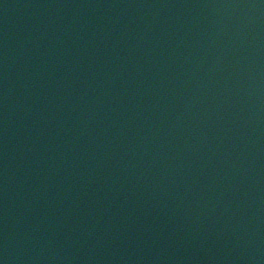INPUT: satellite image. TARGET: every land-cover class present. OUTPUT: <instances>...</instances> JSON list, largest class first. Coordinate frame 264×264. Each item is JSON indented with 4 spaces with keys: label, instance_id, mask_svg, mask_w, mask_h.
I'll use <instances>...</instances> for the list:
<instances>
[{
    "label": "water",
    "instance_id": "95a60500",
    "mask_svg": "<svg viewBox=\"0 0 264 264\" xmlns=\"http://www.w3.org/2000/svg\"><path fill=\"white\" fill-rule=\"evenodd\" d=\"M2 264H264V0H0Z\"/></svg>",
    "mask_w": 264,
    "mask_h": 264
},
{
    "label": "snow or ice",
    "instance_id": "6c2138e0",
    "mask_svg": "<svg viewBox=\"0 0 264 264\" xmlns=\"http://www.w3.org/2000/svg\"><path fill=\"white\" fill-rule=\"evenodd\" d=\"M0 264H2V262H0Z\"/></svg>",
    "mask_w": 264,
    "mask_h": 264
}]
</instances>
